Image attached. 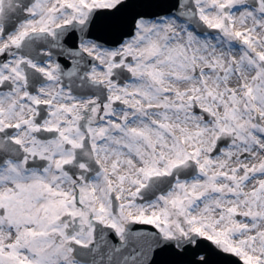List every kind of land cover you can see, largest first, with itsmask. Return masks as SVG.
I'll use <instances>...</instances> for the list:
<instances>
[{
	"label": "snow or ice",
	"instance_id": "1",
	"mask_svg": "<svg viewBox=\"0 0 264 264\" xmlns=\"http://www.w3.org/2000/svg\"><path fill=\"white\" fill-rule=\"evenodd\" d=\"M0 264H264V0H0Z\"/></svg>",
	"mask_w": 264,
	"mask_h": 264
}]
</instances>
